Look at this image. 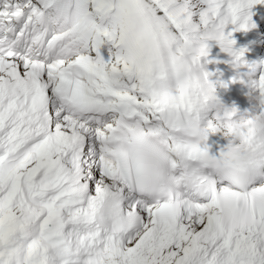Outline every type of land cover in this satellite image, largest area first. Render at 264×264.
<instances>
[{"label":"snow or ice","instance_id":"obj_1","mask_svg":"<svg viewBox=\"0 0 264 264\" xmlns=\"http://www.w3.org/2000/svg\"><path fill=\"white\" fill-rule=\"evenodd\" d=\"M261 3L0 0V264H264V180L217 182L190 129L218 103L210 42L246 67ZM145 134L191 186L134 180Z\"/></svg>","mask_w":264,"mask_h":264},{"label":"clouds","instance_id":"obj_2","mask_svg":"<svg viewBox=\"0 0 264 264\" xmlns=\"http://www.w3.org/2000/svg\"><path fill=\"white\" fill-rule=\"evenodd\" d=\"M205 39L214 40L215 34L209 33ZM249 86L256 91L255 85ZM258 114L247 120H233L216 127V132L227 141V147L216 155L209 150L203 152L198 163L201 168L210 170L217 182L233 189L243 190L258 181L264 180V99L255 96ZM191 134L197 144L206 140L196 121L190 122ZM139 135V133H138ZM144 143L137 149L141 169H134L133 178L141 186L175 192L181 185L194 183L190 175L183 171L176 174L168 148L155 137L143 136ZM113 152L119 154L130 150L127 145H114Z\"/></svg>","mask_w":264,"mask_h":264},{"label":"rangeland","instance_id":"obj_3","mask_svg":"<svg viewBox=\"0 0 264 264\" xmlns=\"http://www.w3.org/2000/svg\"><path fill=\"white\" fill-rule=\"evenodd\" d=\"M219 46L215 42H210L209 53L217 51Z\"/></svg>","mask_w":264,"mask_h":264},{"label":"bare ground","instance_id":"obj_4","mask_svg":"<svg viewBox=\"0 0 264 264\" xmlns=\"http://www.w3.org/2000/svg\"><path fill=\"white\" fill-rule=\"evenodd\" d=\"M256 8L255 9H253L252 11H253V15L255 14L256 15ZM255 12V13H254ZM254 18H252V20H253ZM249 44V46H252V43L251 42H249L248 43ZM249 72V73H248ZM245 73H247L246 75H248V74H250V73H255V72H250V70H245ZM204 121V120H203Z\"/></svg>","mask_w":264,"mask_h":264}]
</instances>
